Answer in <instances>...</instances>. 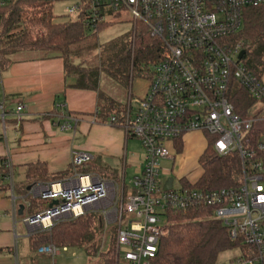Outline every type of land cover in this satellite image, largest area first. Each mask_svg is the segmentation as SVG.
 <instances>
[{
    "label": "built area",
    "instance_id": "2783aa9c",
    "mask_svg": "<svg viewBox=\"0 0 264 264\" xmlns=\"http://www.w3.org/2000/svg\"><path fill=\"white\" fill-rule=\"evenodd\" d=\"M12 1L0 0V6ZM48 1L64 3L67 15L94 29L128 12L135 30L139 23L143 24L161 40L163 48L145 95L136 99V106L130 95L123 111L108 119L121 126L127 136L138 139L146 152L141 172L133 177L131 191H125V174L120 179H107L78 172V166L91 162L93 156L74 152L73 175L34 185L29 190L31 197L49 202L45 209L21 220L30 233L36 229L49 231L61 220L98 211L106 224H117V264L122 255L126 264H152L161 241L170 233L167 213L203 209L209 212L208 217L223 222L232 239H241L245 245L231 264H264V113H238L231 100L236 83L255 100L264 99L262 78L243 64L244 57L239 58L245 50L243 44L233 41L244 26V9L264 4V0ZM23 109L24 105L17 106L14 114L20 115ZM8 113L3 97L0 122L5 128ZM81 120V116L70 114L63 128H73ZM191 132L206 135L205 149L212 141L217 155L240 157L241 178L237 186L198 187L204 172L199 162V178L179 176L180 187H175L174 178L172 188L165 189L169 177L164 183L159 180L161 161H174L184 136ZM6 165L17 221L14 171L8 160ZM53 200L58 203L50 206ZM126 214H134V218L124 228ZM67 249L49 243L38 251L54 258ZM14 251L18 264L17 248Z\"/></svg>",
    "mask_w": 264,
    "mask_h": 264
},
{
    "label": "trees",
    "instance_id": "16d2710c",
    "mask_svg": "<svg viewBox=\"0 0 264 264\" xmlns=\"http://www.w3.org/2000/svg\"><path fill=\"white\" fill-rule=\"evenodd\" d=\"M53 7L54 4L48 0H14L0 6V70L8 69L13 63L12 55L21 51L45 52L31 57H60L64 61L66 74L76 77L75 87L98 91L100 103L98 117L109 119L112 114L121 113L124 109L122 105L99 91L101 69L127 86H130L136 77H150L147 74L152 76V73L143 70L160 58L163 48L161 40L149 28L138 27L133 43H126L122 39L115 41L112 45L113 53L102 60L101 68L90 67L87 60L76 50V46L86 40L88 28L79 20L57 21ZM233 41L243 44L246 50L245 65L248 70L262 78L264 4L244 9V26L233 36ZM236 86L231 100L236 112L246 114L247 108L244 103L249 92L238 83ZM2 139L3 135L0 134V141ZM212 143L209 142L199 158L204 172L198 187L220 189L237 186L241 178L240 157L236 154L219 156ZM181 146L178 148L180 151ZM1 162L0 182H4L9 170L6 165L7 159H1ZM97 168L101 169V173L95 170ZM77 171L97 173L103 178H106L102 174L104 171H109L106 173L114 178L119 176L117 170L93 164L92 161L78 166ZM73 174L72 165L66 171L51 173L44 162L29 164L26 183L16 185L15 188L20 200L30 202L24 216L35 214L49 206L48 201L29 195V190L34 185L64 180ZM127 190L126 187L125 191ZM208 215L209 212L203 209L168 212L170 233L161 241L152 264H214L223 251L242 250L245 247L241 239L230 237L223 222ZM104 229L105 223L99 212L89 211L77 218L61 220L49 231L39 229L31 231L30 245L32 248L49 243L61 247L87 245L89 253L100 254L103 257L104 264H117L114 253L115 235L112 236L111 247L107 251L102 250L106 234Z\"/></svg>",
    "mask_w": 264,
    "mask_h": 264
},
{
    "label": "crops",
    "instance_id": "0c3cea01",
    "mask_svg": "<svg viewBox=\"0 0 264 264\" xmlns=\"http://www.w3.org/2000/svg\"><path fill=\"white\" fill-rule=\"evenodd\" d=\"M1 76L0 99H6L9 130L6 123L4 140L0 141V166L4 158L11 163L15 188L26 183L29 164L44 162L51 173L63 172L72 165L74 152L90 153L92 162L117 170L118 175L119 167L123 169L122 175H126L129 165L135 169L134 173L141 172L144 158L140 160L131 148L136 138L127 136L121 126L109 123L106 117H98V91L75 87L76 77L66 74L62 58L19 57L13 60L8 69L1 71ZM140 78L134 79L130 85L132 97L140 98L147 91L148 81ZM19 105H24V109L20 115H16L14 112ZM70 114L79 115L82 120L73 128L64 129L63 125ZM204 135L201 132L190 133V140L186 142L189 144L187 151L179 164L180 170L196 159L199 162L206 147L202 140L206 137ZM184 145L185 142L182 149ZM120 178V175L107 177ZM15 195L17 221H14V201L9 180L0 182V264H16L14 250L17 248L19 253V239L23 230H19V224L28 201L20 200L16 191ZM22 224L29 236V228Z\"/></svg>",
    "mask_w": 264,
    "mask_h": 264
},
{
    "label": "rangeland",
    "instance_id": "374dc122",
    "mask_svg": "<svg viewBox=\"0 0 264 264\" xmlns=\"http://www.w3.org/2000/svg\"><path fill=\"white\" fill-rule=\"evenodd\" d=\"M64 3L58 2L54 4L53 11L56 15L57 21H66V20H73L69 15H67ZM110 19V18H109ZM144 26L143 24L139 23L138 27ZM88 36L85 41L79 43L76 46V50L81 54L82 58L87 60V64L90 67H100L102 60L106 59L110 54L113 53L112 45L115 41L124 42H131L133 43L135 38V22L132 16L128 12H123L121 15L112 17V20H109L107 24H103L98 29L88 28ZM45 52H32V51H21L17 52L12 55V59H16L19 57H27L31 55H39L44 54ZM159 60V59H158ZM156 61L154 64H149L146 66L143 71H147L146 73H153V69ZM243 64H246V59H242ZM87 64L85 66H87ZM101 68V67H100ZM145 73V72H144ZM150 77L146 76H139L136 79H146L149 81L151 79V75L147 74ZM262 81L264 82V73L262 75ZM237 83L234 85L233 90L231 92V99L232 95L235 93L237 89ZM99 91L110 96L115 100L117 104H122V107L125 108L128 104V98L130 96V86L124 85L117 79L110 76L107 72L102 71L100 73V80H99ZM135 96H133V105L136 106ZM139 99V98H137ZM244 105L246 106V110H251L252 112H261L264 113V99L262 100H255L249 94L245 99ZM264 126V124H263ZM7 127L9 130V122L7 123ZM5 127L0 122V133L2 135L5 134ZM5 136V135H4ZM190 133L184 136L185 145L179 155L176 156L175 160L172 159H163L161 161L162 165V172L159 180L164 183L166 179L170 176L175 178L174 185L176 188L181 186V182L179 181V176H185L187 178L197 179L202 174V166L199 164L198 159L194 161V163L190 164L184 170L179 169V164L181 163L182 155L186 153L187 144L190 140ZM205 136V135H204ZM208 136V135H207ZM4 140V139H2ZM204 144L207 143V138H202ZM187 142V143H186ZM180 147V146H179ZM178 147V148H179ZM138 155L140 160H143L145 157V149L141 142L138 139L133 140V144L131 147ZM180 151V150H178ZM100 164L96 161L93 164ZM112 165V164H111ZM114 166V165H113ZM120 170V177H122V170L121 167L118 168ZM98 173H101V169H95ZM135 169L133 166H128L126 170V177L125 182L128 186V193L131 191V183L134 176L138 174L134 173ZM109 173V171H106ZM105 171L103 174L104 177H110V174H107ZM93 173V172H92ZM99 215L101 213L99 212ZM102 217V216H101ZM134 218V214H126L124 216L123 227H127V223L130 219ZM21 220V219H20ZM104 223L106 222L105 219L102 217ZM21 230L20 239H19V260L18 264H104V259L100 254H91L87 250V245H79V246H69L67 250H62L60 254L56 255L54 258L49 254H43L38 251V248H32L30 245V238L28 233L23 226L22 222L20 221L19 230ZM105 241L104 247L102 250L107 251L111 247L112 243V236L115 235L117 231V224H106L105 223ZM116 243V242H115ZM124 249V248H123ZM115 250V247H114ZM240 255L239 249H228L223 251L219 254L217 261L214 264H231L232 260ZM119 264H126L123 255Z\"/></svg>",
    "mask_w": 264,
    "mask_h": 264
},
{
    "label": "water",
    "instance_id": "95a60500",
    "mask_svg": "<svg viewBox=\"0 0 264 264\" xmlns=\"http://www.w3.org/2000/svg\"><path fill=\"white\" fill-rule=\"evenodd\" d=\"M245 53H246V50H242L241 51V53H240V55H239V58L241 59V58H243L244 57V55H245ZM173 179H174V177H169V179L167 180V183H166V186H165V189H171L172 188V182H173ZM58 203V201L57 200H53L51 203H50V206H53V205H55V204H57ZM22 208V207H21ZM21 211H22V209H21Z\"/></svg>",
    "mask_w": 264,
    "mask_h": 264
}]
</instances>
